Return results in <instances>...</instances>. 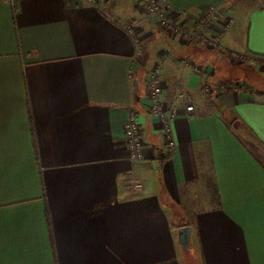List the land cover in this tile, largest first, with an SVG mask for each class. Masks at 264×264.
I'll return each mask as SVG.
<instances>
[{"label":"crops","instance_id":"0c3cea01","mask_svg":"<svg viewBox=\"0 0 264 264\" xmlns=\"http://www.w3.org/2000/svg\"><path fill=\"white\" fill-rule=\"evenodd\" d=\"M159 2L218 45L164 31L137 0H0V264H264V0ZM156 64L160 103L194 107L176 105L170 147L145 93Z\"/></svg>","mask_w":264,"mask_h":264},{"label":"built area","instance_id":"2783aa9c","mask_svg":"<svg viewBox=\"0 0 264 264\" xmlns=\"http://www.w3.org/2000/svg\"><path fill=\"white\" fill-rule=\"evenodd\" d=\"M85 1L93 6H100L107 0ZM137 3L140 5L142 11L146 15L152 17L164 31L170 34H177L181 38H186L192 40L193 42H202L208 47H216L218 45L216 39L201 32L200 30L188 31L181 27L179 24L172 21V19L163 12L159 0H137ZM214 10L215 8L211 7V9L207 12V15L203 16L200 22L206 23ZM126 29L130 35L134 34V27L132 25H128ZM185 63L191 68L194 73L206 76V70L203 66L188 61H186ZM219 87L223 88L222 85H220ZM244 87V82H233L230 85V89L233 91H239ZM212 90L213 88L210 83L205 84V92L211 94ZM161 92L160 67L159 64H156L146 73L145 93L151 100L152 111L159 116L166 145L170 147L172 145V141L170 140V123L175 115L176 105L179 103L183 104L184 108L187 111H192L194 107L192 103H190L188 99L184 97L180 92H177L175 94L172 101L167 106H163L160 103ZM124 141L129 161L132 163H140L141 161H143L145 158V149L140 133L139 116L138 112L133 108L129 109L128 111L127 121L124 129ZM128 186L133 190H137L141 187V182L138 178L131 177Z\"/></svg>","mask_w":264,"mask_h":264},{"label":"rangeland","instance_id":"374dc122","mask_svg":"<svg viewBox=\"0 0 264 264\" xmlns=\"http://www.w3.org/2000/svg\"><path fill=\"white\" fill-rule=\"evenodd\" d=\"M184 40L186 39V38H183ZM186 40H188V39H186ZM211 48H215V47H211ZM238 57H235L234 56V59L235 60H240L239 61V63H242V65H246V67H243V66H241V67H239L238 68V71H239V73L240 74H244V73H248L249 72V67H248V65H249V61H248V59H246V57H241V58H238ZM235 62H237V61H235ZM260 68V67H259ZM252 71V70H251ZM258 71L259 72H263L264 70H260V69H258ZM264 73V72H263ZM229 77H223V78H228V79H231V78H233V76L236 74L235 73V71H233V70H229L228 71V73H226ZM244 75H238L237 76V78H242ZM223 78H220V80H225V79H223ZM248 78V80L250 79V77H247ZM209 82H206L205 84H208ZM228 82L227 81H220L219 82V84L218 85H222L223 86V88H225L224 86H226V84H227ZM230 84H231V82H230ZM210 85H211V83H210ZM205 92V91H204ZM205 94L206 95H209L207 92H205Z\"/></svg>","mask_w":264,"mask_h":264},{"label":"water","instance_id":"95a60500","mask_svg":"<svg viewBox=\"0 0 264 264\" xmlns=\"http://www.w3.org/2000/svg\"><path fill=\"white\" fill-rule=\"evenodd\" d=\"M190 233L191 227L189 225H183L177 228V239L182 248L185 250L190 248Z\"/></svg>","mask_w":264,"mask_h":264},{"label":"trees","instance_id":"16d2710c","mask_svg":"<svg viewBox=\"0 0 264 264\" xmlns=\"http://www.w3.org/2000/svg\"><path fill=\"white\" fill-rule=\"evenodd\" d=\"M226 85H227V84H226ZM230 85H231V84H230ZM230 85H229V86H230ZM219 86H220V85H219ZM224 87H226V86H224ZM229 88H230V87H229Z\"/></svg>","mask_w":264,"mask_h":264}]
</instances>
